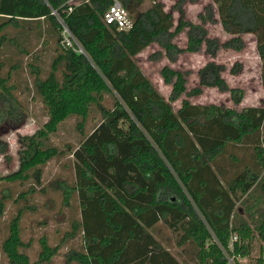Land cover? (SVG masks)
<instances>
[{"label": "trees", "instance_id": "obj_1", "mask_svg": "<svg viewBox=\"0 0 264 264\" xmlns=\"http://www.w3.org/2000/svg\"><path fill=\"white\" fill-rule=\"evenodd\" d=\"M70 1L30 0L31 6L16 4L13 16H0V47L8 36L7 47L16 45V36L6 30L21 27L22 10L39 17L46 9L45 20L57 37L46 77H40L41 52L27 63L49 121L22 140L20 169L6 179H25L30 169L58 156V148L45 147L49 135L70 116L85 122L97 106L100 121L72 151L85 246L76 255L81 264H226L225 252L234 234L239 236L234 244L236 257H250L258 244L255 264H264V106L239 111L186 100L175 111L137 61L154 43L175 61L183 49L174 39L186 28L185 50L197 53L206 46L211 57L221 49L242 51V36L253 34L263 62L264 90V0H211L199 16L200 24L186 20L185 11L187 2L198 0L175 1L177 22L161 0H120L134 21L129 31L104 23L113 0ZM147 2L150 6L141 11ZM53 10L85 54L62 46V26ZM217 14L224 31L232 36L225 42L211 39L206 28L216 23ZM18 53L28 55L29 51L21 47ZM4 66L0 61V89L4 91L0 98L8 102V116L21 123L24 116L9 98L17 89L9 80L20 63L15 62L7 76L2 74ZM223 70L215 62L207 63L199 72L201 86L230 91L240 103L243 92L228 87ZM162 76L172 85L171 101L183 94L202 93V88L188 92L187 79L180 71L165 67ZM104 94L113 98V106L103 105ZM2 116L0 111V120ZM1 144L0 151L6 152L7 144ZM161 226L171 233L176 251L159 240ZM23 246L16 217L3 243L10 264H36L20 251ZM53 254L43 242L41 261Z\"/></svg>", "mask_w": 264, "mask_h": 264}, {"label": "rangeland", "instance_id": "obj_2", "mask_svg": "<svg viewBox=\"0 0 264 264\" xmlns=\"http://www.w3.org/2000/svg\"><path fill=\"white\" fill-rule=\"evenodd\" d=\"M77 0H71L73 3ZM167 11H173L175 21L179 13L173 10L176 0H161ZM211 0H198L197 3L187 2L185 5L186 20L200 24V14H204L206 5ZM0 16L11 17L16 4L18 6H31L30 0H0ZM150 6L146 3L140 9L144 11ZM139 9V10H140ZM47 10L36 17L30 12H19L21 19L20 28H8L10 36H16V45L10 46V37L0 47V61L5 63L2 74L7 76L15 62L20 63V68L12 71L9 85L15 84L17 89L12 93L10 100L19 106V111L24 116L23 122H17L7 114L8 102L0 98V149L1 142L7 144L6 152L0 151V264H10L9 258L3 251V243L9 237L13 219L19 217L20 236L24 243L20 249L28 255L29 260L36 264H81L76 255L85 251L83 234L81 233V205L76 192L74 158L72 151L93 131L101 119L97 106H93V113L85 122L79 116H70L58 128L57 132L49 135L45 147H56L60 150L58 156L50 159L44 165H38L27 172V178L9 181L7 176L17 172L21 166L23 150L22 140L33 136L49 121V113L43 103V98L35 88V77L31 75L27 63L33 61V56L41 52V76L46 77L51 70V62L55 57L57 37L51 33V25L45 20ZM214 24H207L208 34L211 39L220 42L229 40L232 36L226 33L221 26L219 16ZM188 28L181 32L174 44L183 52L175 61L169 59L166 51L154 43L142 52L138 64L147 78L158 92L177 111L184 101L199 105H222L227 108L242 110L246 107L264 106V90L261 79L263 62L257 50L256 36L243 35L245 48L242 51L221 49L215 57L206 53V46L197 53L187 52ZM4 34V33H3ZM18 34V35H16ZM2 36L0 37V41ZM26 48L28 55L18 53L19 48ZM32 55V56H31ZM12 58V61L8 59ZM209 62H215L223 67L222 77L230 89L241 90L243 98L240 103L233 99L232 92L221 91L216 87H203L200 84L199 72ZM169 67L180 71L187 79V91L202 88V93L189 97L183 94L178 100L171 101L172 85L167 84L162 76V70ZM4 93L0 89V97ZM8 97V95H7ZM103 105L113 106L111 96L104 94ZM17 122V123H16ZM81 124L83 129L80 128ZM20 215V216H19ZM159 240L166 246L177 248L171 233L165 226H161ZM43 242L54 250L48 261H41ZM259 245L250 257H242V264H255L259 256Z\"/></svg>", "mask_w": 264, "mask_h": 264}, {"label": "built area", "instance_id": "obj_3", "mask_svg": "<svg viewBox=\"0 0 264 264\" xmlns=\"http://www.w3.org/2000/svg\"><path fill=\"white\" fill-rule=\"evenodd\" d=\"M72 8H69V11H71ZM52 14L56 15L58 17V20L62 26V40L61 44L64 48L70 49L74 52L85 54V51L83 47L80 45V43L77 41L75 36L72 34L70 29L67 27L65 22L61 19V17L58 15L57 11L53 10ZM103 21L107 26L114 25L119 31H129L134 24V21L132 17L130 16V13L128 10H126L121 3L120 0H113V3L110 5V7L107 9L103 16ZM239 241V236L237 234H234L231 239V243L229 246V252H225V258H226V264H237L238 261L241 263V257H236L234 244Z\"/></svg>", "mask_w": 264, "mask_h": 264}]
</instances>
